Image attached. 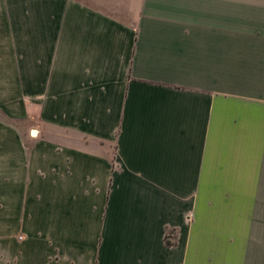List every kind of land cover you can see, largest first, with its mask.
I'll return each mask as SVG.
<instances>
[{
    "label": "crops",
    "instance_id": "crops-1",
    "mask_svg": "<svg viewBox=\"0 0 264 264\" xmlns=\"http://www.w3.org/2000/svg\"><path fill=\"white\" fill-rule=\"evenodd\" d=\"M0 264H264V0H0Z\"/></svg>",
    "mask_w": 264,
    "mask_h": 264
}]
</instances>
